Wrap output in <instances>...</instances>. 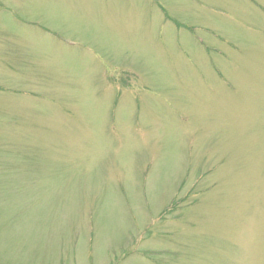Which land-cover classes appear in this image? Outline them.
<instances>
[{
  "label": "rangeland",
  "instance_id": "obj_1",
  "mask_svg": "<svg viewBox=\"0 0 264 264\" xmlns=\"http://www.w3.org/2000/svg\"><path fill=\"white\" fill-rule=\"evenodd\" d=\"M0 262L264 264V0H0Z\"/></svg>",
  "mask_w": 264,
  "mask_h": 264
},
{
  "label": "flooded vegetation",
  "instance_id": "obj_2",
  "mask_svg": "<svg viewBox=\"0 0 264 264\" xmlns=\"http://www.w3.org/2000/svg\"><path fill=\"white\" fill-rule=\"evenodd\" d=\"M0 264H7V263L0 262Z\"/></svg>",
  "mask_w": 264,
  "mask_h": 264
}]
</instances>
